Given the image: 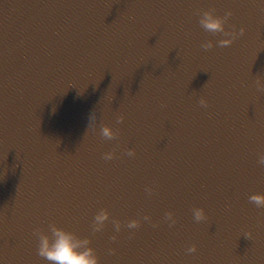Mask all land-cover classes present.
I'll use <instances>...</instances> for the list:
<instances>
[{
  "label": "clouds",
  "instance_id": "1",
  "mask_svg": "<svg viewBox=\"0 0 264 264\" xmlns=\"http://www.w3.org/2000/svg\"><path fill=\"white\" fill-rule=\"evenodd\" d=\"M199 23L207 30L211 32L222 33L221 38L214 42L211 40L202 41L201 47L208 49L215 46L216 43L224 46L232 44L233 40L245 31V26L240 25L239 28L235 25L231 29L226 27L229 22V18L232 16V9H226L222 14L217 13L214 8H205L199 12ZM257 87L264 88V81L257 80ZM202 105L208 104V99L204 96L200 97L199 101ZM117 121H123L125 119L124 113H120L116 117ZM103 136L107 138H113L118 135V129L113 128L111 124L104 123L100 129ZM129 154L134 153V149H128ZM114 151H106L103 156L106 160H110L114 157ZM258 162L264 164V152L258 154ZM146 191L151 193L153 191L151 186H146ZM248 199L254 201L258 206H264V192H252L249 194ZM193 215L197 221L206 218V211L202 206H197L193 209ZM110 212L106 208L97 210L92 220V230L99 231L104 228L106 221L109 219ZM144 220H149L150 217L145 214ZM166 219L170 224L176 223V217L174 212L169 210L166 213ZM116 232L111 236L112 240L118 238V232L121 228V221L113 218ZM141 219L134 217L127 221L129 228H135L139 226ZM38 236L37 251L40 256L45 257L50 264H99V256L95 247L91 242L90 236H81L69 228H66L62 224L57 223L55 220H51L48 224V228L36 227L33 230ZM249 235H251L249 233ZM189 252L196 250V245L192 244L187 249ZM115 252V249H110Z\"/></svg>",
  "mask_w": 264,
  "mask_h": 264
}]
</instances>
